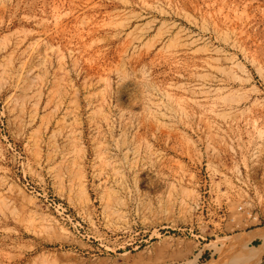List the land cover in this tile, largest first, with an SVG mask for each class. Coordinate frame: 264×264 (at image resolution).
<instances>
[{
    "label": "rangeland",
    "instance_id": "rangeland-1",
    "mask_svg": "<svg viewBox=\"0 0 264 264\" xmlns=\"http://www.w3.org/2000/svg\"><path fill=\"white\" fill-rule=\"evenodd\" d=\"M263 227L264 0H0V264H205Z\"/></svg>",
    "mask_w": 264,
    "mask_h": 264
},
{
    "label": "bare ground",
    "instance_id": "bare-ground-1",
    "mask_svg": "<svg viewBox=\"0 0 264 264\" xmlns=\"http://www.w3.org/2000/svg\"><path fill=\"white\" fill-rule=\"evenodd\" d=\"M257 240H260L261 243L255 246L254 243ZM220 241L219 244L217 243L218 245H213L216 252L220 253V257L205 264H261L263 261L264 227L254 232L253 236L250 238L237 236ZM186 264L201 263L195 258L194 260L188 261Z\"/></svg>",
    "mask_w": 264,
    "mask_h": 264
}]
</instances>
